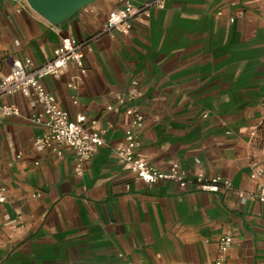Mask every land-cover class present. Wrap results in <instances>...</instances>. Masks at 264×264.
I'll use <instances>...</instances> for the list:
<instances>
[{"label": "crops", "instance_id": "0c3cea01", "mask_svg": "<svg viewBox=\"0 0 264 264\" xmlns=\"http://www.w3.org/2000/svg\"><path fill=\"white\" fill-rule=\"evenodd\" d=\"M143 4L149 0H132ZM121 0H96L55 26L26 0H0V75L12 61L36 66L64 37L98 33ZM264 0H167L129 33L103 35L86 52L88 72L69 83L73 62L46 78L62 108L104 129L107 145L76 172L72 150L38 151V107L21 93L5 95L19 115L0 129V264H212L223 234L236 237L228 264H264V204L242 200L255 190V161L264 160ZM138 79L143 95L117 96ZM76 101V102H75ZM145 115L142 150L161 170L175 162L189 180L229 178L234 189L203 191L195 182L147 184L120 162L126 114ZM39 164H36V162Z\"/></svg>", "mask_w": 264, "mask_h": 264}, {"label": "built area", "instance_id": "2783aa9c", "mask_svg": "<svg viewBox=\"0 0 264 264\" xmlns=\"http://www.w3.org/2000/svg\"><path fill=\"white\" fill-rule=\"evenodd\" d=\"M122 5L113 9L102 29L87 39L64 37L55 48L53 57L44 64L36 66L31 59L13 60L11 70L6 75H0V129L4 120L12 115H19L20 110L14 104H3L1 98L5 95L18 93L31 98L38 107L30 120L42 128L41 134L35 138L34 147L38 151H48L63 156L67 150L76 154V172L82 175L84 165L98 151L107 145L105 130H93L95 121L87 122L84 115L73 118L69 111L62 108L57 96L48 89L45 80L49 76L65 70L73 62L78 73L73 76L69 87L78 88V80L88 72L85 65V55L90 51L91 44L103 35L115 36L117 33H129L137 16L149 17L154 8H164L167 0H149L143 4H135L132 0H121ZM264 17V9H263ZM143 95L138 79H133L129 89L117 96L120 104H128ZM76 102V101H75ZM126 114L130 119L125 129V145L116 149L121 163L127 165L136 178L147 184L161 181L177 182L183 188L195 182L203 191L218 192L222 189H234L233 182L226 177L216 176L207 179L203 173L189 180L187 173L175 162L168 170H161L153 164L142 150L140 130L144 127L145 115L136 106H129ZM36 164H39L37 161ZM1 178V174H0ZM250 178L256 181L255 190H237L242 200L259 201L264 204V160L255 161ZM8 201L7 188L0 182V204ZM236 243V237L223 234L219 240L220 255L212 264H228V253Z\"/></svg>", "mask_w": 264, "mask_h": 264}, {"label": "water", "instance_id": "95a60500", "mask_svg": "<svg viewBox=\"0 0 264 264\" xmlns=\"http://www.w3.org/2000/svg\"><path fill=\"white\" fill-rule=\"evenodd\" d=\"M30 7L51 24L68 22L85 6L96 0H26Z\"/></svg>", "mask_w": 264, "mask_h": 264}, {"label": "trees", "instance_id": "16d2710c", "mask_svg": "<svg viewBox=\"0 0 264 264\" xmlns=\"http://www.w3.org/2000/svg\"><path fill=\"white\" fill-rule=\"evenodd\" d=\"M259 137L262 140V142L264 141V121L261 124V126L259 127Z\"/></svg>", "mask_w": 264, "mask_h": 264}]
</instances>
